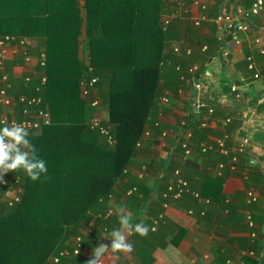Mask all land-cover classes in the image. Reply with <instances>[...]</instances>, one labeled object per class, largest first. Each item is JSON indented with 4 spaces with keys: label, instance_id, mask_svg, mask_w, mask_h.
I'll use <instances>...</instances> for the list:
<instances>
[{
    "label": "trees",
    "instance_id": "obj_1",
    "mask_svg": "<svg viewBox=\"0 0 264 264\" xmlns=\"http://www.w3.org/2000/svg\"><path fill=\"white\" fill-rule=\"evenodd\" d=\"M49 1L41 12L36 11L35 5L24 12L19 8V0H0L3 35L16 36L17 40L45 39L43 51L47 65L39 69L47 81L43 85L40 75L21 83L9 74L10 93L16 100L13 110L19 119L40 110L50 111L52 116L51 123L28 130L39 157L46 161L47 178L42 174L40 180L32 181L22 169L18 170L24 189L20 201L12 205L0 201V264H79L74 256L61 254L64 250L72 251L70 241L77 236L82 237L81 250L89 245L90 238H94L90 243L94 248L105 228L106 234H110L119 227L117 214L109 213L110 196L115 194L118 181L126 193L132 190L127 196L129 203L138 204L139 212L149 209L152 219L146 237L153 239L162 231L160 228L153 233L152 226L154 221H161L163 204L172 198L170 186L176 185L175 181L161 185L154 202L152 195L157 186L138 182L128 167L148 126L153 127L152 133L156 135H162L166 128L158 117L163 109L160 98L165 91L177 93L188 86L187 71L192 64L189 57L195 51L188 55L186 47L199 49L209 43L205 53L210 58L219 51L222 41L219 35L210 41L201 37L193 41L189 37L196 35L199 26L191 19V25L185 29L186 35H190L183 40L184 29L177 25L186 16L178 15L165 29L161 20L164 0ZM253 1L236 0V3L247 9ZM218 11L215 8L206 14L214 20L219 16ZM246 21L251 26L256 18L247 16ZM208 22L203 21V25ZM83 34L84 39H80ZM82 43L87 47L89 65L85 58L78 57ZM177 46L181 53L174 51ZM178 64L185 73L176 68ZM200 72L197 77L201 76ZM95 76L98 81L92 99L98 98L101 104L107 105L108 119L103 123L116 138L115 146L89 121L97 112L103 117L82 96L81 81L89 82ZM38 97H41L38 104L29 103L28 100ZM26 109L29 114H25ZM180 148L178 145L177 149ZM171 162L168 159L167 164ZM227 176L226 172L221 176H207L199 197L184 193L179 203L187 207L197 204L202 208L207 198L221 201ZM6 190L1 185L0 195ZM91 222L92 232L86 234ZM132 222L138 223L137 218ZM252 231L258 232L256 227ZM133 235L134 239L141 240L138 234ZM142 238L141 258L148 262L150 242ZM251 249L256 256L250 263L261 264L262 248L255 242Z\"/></svg>",
    "mask_w": 264,
    "mask_h": 264
},
{
    "label": "crops",
    "instance_id": "obj_2",
    "mask_svg": "<svg viewBox=\"0 0 264 264\" xmlns=\"http://www.w3.org/2000/svg\"><path fill=\"white\" fill-rule=\"evenodd\" d=\"M19 1V8L22 7L24 12H29L33 5L37 8L36 11L41 12L50 2ZM186 1L190 6L192 4L193 13L198 12L199 5L193 4L196 0ZM197 1L201 4L206 3L211 12L219 8V16L225 10L233 11L237 6H241L237 5L236 0ZM176 3L177 0H164L161 20L166 13L179 10ZM185 14L191 16L189 13ZM255 18L256 23L254 22L246 32L224 30V23L214 19L205 24L204 30L199 28L196 30L197 37L188 35L193 41H198L199 37L210 41L217 35L222 39L219 51L217 53L215 51L210 58L203 52L201 46V50L191 46L196 50L189 57L191 66L195 64L199 66V72L203 68L200 74L205 73L202 77L203 88L199 95L204 106L198 113L195 99L191 96L192 89L188 87H191V82L186 81L188 86L183 94L173 93L169 103L166 106L161 105L163 109L158 117L168 134L156 135L152 133L153 127L149 125L147 129L149 131L152 129L151 135L142 139V145L137 148L128 167L132 177L138 182L157 186L152 195L154 202L157 200L158 188L174 181L177 170L181 171L191 189L199 192L207 176H219L218 163L228 160L216 151H209V154L203 155L201 143L219 137L225 138L233 152H239L242 147L243 151L239 155L240 161L236 171L231 172L229 168L223 170V173L226 172L228 175L222 185L223 199L213 202L211 198H207L201 208L192 203L191 206H184L172 197L163 204L161 221H157V228L153 233L160 228L162 231L153 239L145 237L146 241L150 242L147 255L149 261L141 258L143 238L138 241L131 235L129 241L133 243L134 251L114 252L108 248L101 258L105 264H251L250 259L253 257L249 251L254 242L251 241L252 228L247 221L249 211L258 230L255 242L262 248L264 255V221L261 222L264 217V54L260 53L254 44L255 36L261 32L264 9ZM179 28L184 29V26L181 25ZM84 36L85 34L80 39H84ZM27 39L29 40L27 51L31 60L26 61L24 52L18 48L7 63L8 73H12L15 80L21 83L26 82L27 78L33 81L42 73L38 58L40 52L45 49V39L44 37ZM169 50L167 47V51ZM87 53L86 44L82 43L78 57L85 58L86 64H89ZM247 53L248 56L253 55L256 60L257 69L261 74L259 78L254 76L255 71L248 68ZM179 58H182V55H179ZM233 86L237 88L236 91L232 90ZM228 119L231 122H228ZM183 125L191 133L192 155H184L185 151L181 146L177 149L179 142L184 140L181 134ZM168 159L172 161L170 165L167 164ZM17 171L9 172L11 182L4 195L9 199L15 194L13 178L16 177ZM245 174L248 175L247 179L244 178ZM251 188L257 189L259 193V200L254 203L247 201L246 192ZM127 196L124 186L122 187L118 181L115 194L111 195L109 200L113 213L116 214L117 207L125 206L133 220L137 218L138 223L142 221L148 226L152 219V216H149V209L139 212L138 204L129 203ZM85 233L88 234L87 230ZM93 239L90 238L87 241L89 245L82 249L80 257L77 258L79 264L87 262L93 249L90 247ZM72 242L70 241V245ZM261 264H264V261Z\"/></svg>",
    "mask_w": 264,
    "mask_h": 264
},
{
    "label": "built area",
    "instance_id": "obj_3",
    "mask_svg": "<svg viewBox=\"0 0 264 264\" xmlns=\"http://www.w3.org/2000/svg\"><path fill=\"white\" fill-rule=\"evenodd\" d=\"M199 5V10L196 13H193L192 4H190L186 0H177L176 6L178 5L179 10L175 11L174 13H166L163 17L164 22V28L170 26L173 19H175L178 15L189 13L191 16H187V18H191L192 21L198 26L202 25L203 21L212 20L208 18L206 12L208 11V6L206 3H199L197 0L193 4ZM198 7V6H197ZM264 9V0H254L252 5L249 8H245L244 6H238L233 11H223L221 15L215 19L214 21H222L224 23V30H228L229 32H238L243 31L246 32L250 29L251 26L247 23L246 19L247 16H259L261 12ZM182 17V16H181ZM260 32L255 36L254 44L259 50L260 53L264 54V19L262 20V24L260 25ZM29 47V40L27 38H20L17 40L16 36L13 35H3L0 32V128L4 126H12L13 124L23 125L27 130L32 129H38L43 124H49L52 121V116L50 111L47 110H40L38 113L31 115L30 117L23 116L21 119H19L17 113L14 112L13 107L16 103V100L14 96L10 93L11 90V83L9 82V73L7 71V63L11 58V55L13 52H16V49H20L24 52L26 61L31 60V56L28 54ZM203 52H205L208 49V45L205 44L203 47H201ZM186 53L188 55H191L193 52V49L188 46L186 47ZM174 51L176 53H181L180 48L174 47ZM248 62V68L251 71H255L254 76L256 78H259L261 76L260 71L257 69V63L253 55H249L247 57ZM89 63V61H88ZM38 65L42 67L43 69L47 65V57L45 51L40 52L39 58H38ZM89 65V64H88ZM176 68L180 71L182 70L181 65H177ZM199 72V66L192 65L189 67L187 73L189 74V77L187 79V82H191V96L195 99V107L196 110L199 111L204 106L203 102L200 98V91L203 88V74H200V77H197L196 75ZM185 73V71H183ZM184 77V76H183ZM27 81L30 80V78L26 79ZM47 81V76L44 74L41 76V83L45 85ZM98 81V77H93L91 81L82 80L81 81V90H82V96L88 100V103H90L91 106L97 108L100 111L101 108V100L98 98H93L92 95L94 91L96 90L94 85ZM189 82V83H190ZM37 89H40L39 87ZM236 87L233 86L232 90L236 91ZM183 89H179L178 93L183 94ZM196 95V96H195ZM173 96V92L171 90H166L165 94L160 98V103L163 106H166L170 98ZM25 97H21V101H25ZM29 103H36L38 104L39 101H41V97L33 98L31 101L28 100ZM28 109L25 110V114L28 113ZM104 118L100 116V114L97 112L94 116L90 118V123L93 125V127L98 128L101 130V132L108 136V141L112 146H115L117 140L114 138V136L111 134L110 129L108 125H105L103 123ZM230 119H228L229 121ZM168 134V131L164 130L162 135L166 136ZM182 136L184 137V140H182L180 143V146L184 149V155H192L193 149L191 147L190 139H191V133L187 129H185V125H183ZM151 135V130H146L145 137ZM247 142V140H245ZM140 143H138L139 145ZM243 146V145H242ZM201 150L203 152H209V151H216L219 153V155H223L228 158L227 162H220L218 163V173L217 175L221 176L223 173V170L225 168H229L231 172L236 171L238 169V164L240 161L239 155L242 154L243 147L239 149V152H233L229 144L227 143L225 138H216L211 141H206L201 143ZM17 173V172H16ZM244 178L247 179L248 175L245 174ZM11 176L9 173L5 174L3 176V182H0V186H9L10 184ZM175 184L171 185L170 190L172 191V197L174 199L179 200L184 193H190L195 197H199L200 194L197 191H194L191 189L189 182L181 175V171H176V178H175ZM173 182V181H172ZM13 185H15V194L13 195V198L9 199L7 196H4L5 194L0 195V201H6L9 205L14 204L16 201H20L21 199V193L24 191L21 182H20V176L16 175L15 178H13ZM132 190H130L128 193H131ZM247 201L249 203H254L259 200V193L257 192V189L251 188L247 190L246 192ZM110 214L113 213V208H110ZM247 221L249 227L252 229L256 227V223L252 217V214L250 211L247 213ZM92 222L90 223V228L87 229V233H91L92 229ZM157 228V222L152 226V229L155 230ZM107 229L105 228L103 230V233L106 234ZM257 238V233L255 231L251 232V241L252 243L255 242ZM81 248H82V237L77 236L73 240L72 244V251L64 250L62 252V256H74L75 258H79L81 255ZM249 254L254 255V251L250 250ZM58 258H55V261L58 262ZM97 264H104L102 260H100Z\"/></svg>",
    "mask_w": 264,
    "mask_h": 264
},
{
    "label": "clouds",
    "instance_id": "obj_4",
    "mask_svg": "<svg viewBox=\"0 0 264 264\" xmlns=\"http://www.w3.org/2000/svg\"><path fill=\"white\" fill-rule=\"evenodd\" d=\"M21 169L32 181L40 180L42 174L47 178L46 161L39 157L37 149L29 139L28 130L18 124L4 126L0 128V182H3L5 174ZM116 214L119 218V228L114 229L110 234H103L108 235L111 244L102 247L110 248L114 252L131 253L134 251V245L129 241V237L133 234L146 237L150 229L142 221L133 223L132 215L125 206L117 207ZM255 256L254 252L252 257Z\"/></svg>",
    "mask_w": 264,
    "mask_h": 264
},
{
    "label": "water",
    "instance_id": "obj_5",
    "mask_svg": "<svg viewBox=\"0 0 264 264\" xmlns=\"http://www.w3.org/2000/svg\"><path fill=\"white\" fill-rule=\"evenodd\" d=\"M111 240L106 235H102L97 242V245L91 250V253L87 259V263L90 264H97V262L102 258L104 253L107 251L108 248L102 247L103 245L110 246Z\"/></svg>",
    "mask_w": 264,
    "mask_h": 264
},
{
    "label": "rangeland",
    "instance_id": "obj_6",
    "mask_svg": "<svg viewBox=\"0 0 264 264\" xmlns=\"http://www.w3.org/2000/svg\"><path fill=\"white\" fill-rule=\"evenodd\" d=\"M189 19H191V18H187V17H184V19H182L181 20V22L177 25V26H184V32H183V36H184V38H183V40L185 39V38H187L188 36L186 35L187 33L185 32V29H187L188 28V26H190L191 25V21H189ZM193 26V25H192ZM206 28V25L204 24L203 25V23H202V25L201 26H199V29H205ZM190 35V34H189ZM196 37L198 36L197 34L195 35ZM181 40V39H180ZM185 40H187V39H185ZM200 45V44H199ZM197 50V49H196ZM196 50H194L193 49V51H196ZM199 50H200V47H199ZM100 112H101V115H103V118L105 119V120H107L108 119V109H107V105L106 104H101V108H100ZM140 143H141V141H140ZM140 146H138V147H141V145H142V143L141 144H139ZM74 240V239H73ZM73 243V242H72Z\"/></svg>",
    "mask_w": 264,
    "mask_h": 264
}]
</instances>
